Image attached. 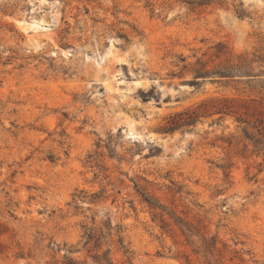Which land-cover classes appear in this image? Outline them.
<instances>
[{
  "label": "rangeland",
  "instance_id": "374dc122",
  "mask_svg": "<svg viewBox=\"0 0 264 264\" xmlns=\"http://www.w3.org/2000/svg\"><path fill=\"white\" fill-rule=\"evenodd\" d=\"M68 263L264 264V0H0V264Z\"/></svg>",
  "mask_w": 264,
  "mask_h": 264
},
{
  "label": "trees",
  "instance_id": "16d2710c",
  "mask_svg": "<svg viewBox=\"0 0 264 264\" xmlns=\"http://www.w3.org/2000/svg\"><path fill=\"white\" fill-rule=\"evenodd\" d=\"M240 13H243V12H240ZM150 204V203H149ZM68 264H71V263H68Z\"/></svg>",
  "mask_w": 264,
  "mask_h": 264
}]
</instances>
